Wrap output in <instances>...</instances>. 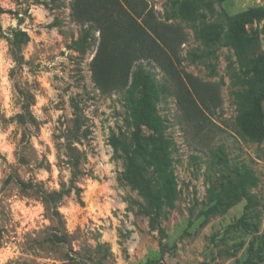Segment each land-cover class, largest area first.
<instances>
[{
  "label": "rangeland",
  "instance_id": "obj_1",
  "mask_svg": "<svg viewBox=\"0 0 264 264\" xmlns=\"http://www.w3.org/2000/svg\"><path fill=\"white\" fill-rule=\"evenodd\" d=\"M37 2L43 3L54 19L34 30L36 36L46 33L44 40L36 42L27 32L29 39L22 52L31 42L32 54L27 60L22 54L24 63L10 75L18 92L36 89L46 95L39 80L27 83L22 67L27 64L34 76L53 73L49 80L54 95L43 107L41 118H36L37 128L26 131L19 124L18 146L24 145L26 160H19L17 150L18 164L10 166L7 175L15 178L8 184L7 177L0 179V249L14 244L18 250L4 264H147L149 260L156 264H264V130L254 136L241 124L250 116L241 105L245 74L226 27V15L264 5V0H145L159 20L178 26L185 34L176 60L179 72L216 83L220 90L221 104L205 130L183 121L172 83L153 61L136 62L127 88L101 92L91 70L99 31L73 18L72 0ZM263 25L264 19L248 24L247 29L260 35L264 50ZM85 32L89 33L87 38L75 45ZM9 52L12 55L11 47ZM139 68L157 86L154 117L161 125L155 131L140 124L142 141L148 153L154 147L165 150L173 180V196L164 199L158 211L150 208L131 170L132 157L147 168L146 175L152 176L155 170L154 164H149L150 156L136 151L133 137L140 89L132 91L131 84ZM56 111L60 115L53 122ZM12 120L14 117L4 120L0 113V122ZM49 124L52 127L47 130L58 153L57 167L72 172L68 187L60 177V192L50 191L47 181L37 180L41 169L51 172L46 153L52 149L41 140L45 153H38L31 143ZM61 139L63 143H59ZM61 151L67 160L59 158ZM104 155L111 156L113 169L99 166ZM27 174H31L27 182L33 180L46 192H56L58 205L65 203L62 197L70 195L73 188L79 199L82 190L76 188V182L85 176L114 181L112 191L99 197L111 207L102 208L105 214L97 220L89 217L83 227L77 223L71 231L63 216L65 240L54 242L50 236L55 225L41 194L23 189L17 181H25ZM48 179L51 181L52 176ZM16 189L21 197L44 203L47 223L36 219L22 225L14 221L8 197ZM105 235L107 239L102 240Z\"/></svg>",
  "mask_w": 264,
  "mask_h": 264
},
{
  "label": "trees",
  "instance_id": "obj_2",
  "mask_svg": "<svg viewBox=\"0 0 264 264\" xmlns=\"http://www.w3.org/2000/svg\"><path fill=\"white\" fill-rule=\"evenodd\" d=\"M72 15L76 21L89 23L99 31V44L91 61V70L93 81L101 92L110 93L127 88L136 62L143 59L153 61L170 79L183 121L195 129L208 128L211 115L221 104L220 90L216 83L179 72L176 60L179 48L185 40L183 30L174 24L159 20L155 13L148 9L145 0H72ZM263 19L264 5L226 15L228 37L245 74L241 105L244 112L248 111L250 116L244 118L241 124L243 129L254 136L264 130V50L261 47L260 35L257 32L250 33L247 25ZM260 33H264V25ZM88 34L85 32L75 45H80ZM14 36L15 39L10 42L11 52L17 65L21 67L24 63L22 46L29 37L27 32L23 31H16ZM131 88L132 91L140 89L139 100L134 109L137 131L133 137L136 151L149 155L152 160L149 164L155 166V170L151 172L152 176L146 175L147 168L137 164L136 158L132 157L131 170L150 208L158 211L162 208L164 199H171L173 196V180L168 170L165 150L154 147L153 151L148 153L140 131V124H146L155 131L160 129L159 120L154 117L153 106L157 97V86L151 77L139 68L133 76ZM19 94L23 111L14 116V119L26 131L37 128L38 121L30 109L35 102V96L32 92L21 89ZM29 141L28 136L27 142ZM154 141L157 142V138ZM23 149L24 145L19 144L20 161L26 160ZM14 178V175L10 174L6 183H10ZM17 181L23 189H35L41 194L55 225L50 239L54 242H64L63 215L57 210L59 202L55 197L56 192H46L40 183H33V180ZM156 263L153 260L147 261V264Z\"/></svg>",
  "mask_w": 264,
  "mask_h": 264
},
{
  "label": "clouds",
  "instance_id": "obj_3",
  "mask_svg": "<svg viewBox=\"0 0 264 264\" xmlns=\"http://www.w3.org/2000/svg\"><path fill=\"white\" fill-rule=\"evenodd\" d=\"M0 113L3 114L4 120L21 114L23 111L22 104L19 103L21 99L19 92L16 89V80L10 73L17 68L16 59L10 54L11 47L10 41L15 39L14 33L16 31L28 32L34 41L46 39V33L40 36L35 35L37 25L42 23H50L54 17L49 16L47 10L44 8L43 3H38L37 0H0ZM27 13V14H26ZM31 18V19H30ZM23 20V23L20 21ZM33 51L31 42L24 47L22 54L27 60ZM22 74L28 84L33 80H39L41 86L46 89V95H41L36 89H31L32 94L35 96V103L30 106L33 115L40 119L43 115L42 109L45 105L49 104V100L54 95V90L51 87L49 77L53 73H44L40 75H33L27 64L22 67ZM51 111V109H50ZM60 115L59 111L53 113V122ZM52 124L46 125L45 130L40 137H33L31 143L37 149L38 153H45V147L40 143L41 140L50 147L51 152L46 153L47 159L51 164V172L47 169H41L37 173L38 181H47L46 187L51 191H61L60 177L62 176L65 187L69 186L72 178L70 168L57 167L58 153L50 139V129ZM20 139V125L18 121L12 120L10 123L4 124L0 122V179H4L11 172L10 166L18 164V157L16 152L18 150V142ZM63 143V139L59 141ZM61 160H67L64 152L59 153ZM111 156L104 155L100 167L106 170H111L115 167V163L110 162ZM31 174L23 176L27 182ZM49 175L52 180L49 181ZM114 183L111 180L94 179L90 176H85L82 181L76 182V188L82 191L77 199V192L75 188L71 191L70 195L62 197L65 203L58 206V211L67 219L69 231L75 229L77 223L83 227L89 217L97 220V217L103 216L105 213L101 209H108L111 207L109 203H101L99 197L104 195L106 191H112L110 185ZM103 189L104 191H98ZM83 202V207L81 206ZM8 203L11 206L14 221H20L21 224H27L29 221L40 220L42 223L48 221L44 218L45 205L43 202L30 199L28 197H21L19 190L16 189L8 197ZM121 207L125 205L121 204ZM84 214L82 220L78 221L77 217ZM111 215V212L107 213ZM99 222V221H97ZM19 231V230H18ZM102 240L107 239L103 236ZM18 251L14 244L5 246L0 249V264H4L14 252Z\"/></svg>",
  "mask_w": 264,
  "mask_h": 264
}]
</instances>
